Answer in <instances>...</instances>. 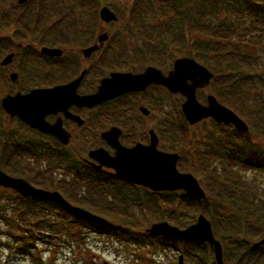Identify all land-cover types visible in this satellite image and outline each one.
<instances>
[{
	"label": "rangeland",
	"instance_id": "obj_1",
	"mask_svg": "<svg viewBox=\"0 0 264 264\" xmlns=\"http://www.w3.org/2000/svg\"><path fill=\"white\" fill-rule=\"evenodd\" d=\"M54 1L57 4L54 3L52 6L64 14L60 15L58 10L55 14L53 11V14H51L54 17L51 20L58 19L55 17L69 20L68 16L73 17V15L80 13L78 8L81 0ZM146 1L141 0L144 3ZM216 1L218 2V0ZM228 1L226 0V3ZM99 2L100 7L97 10V15L103 7L109 8L117 15L119 22L116 26H111L114 27L111 31L115 33L119 24L122 26L127 24V19L129 20L131 16L132 3H137V0H99ZM27 3H29V0ZM150 5L152 4L148 2L146 22L155 25L157 15L151 12ZM31 6L30 3L27 7H19L16 0H5L4 3L0 2V18L3 15L6 18H15ZM234 6V10H229L230 7L226 6L229 11H217L213 15L214 17L203 20L211 32L216 33L217 31V37H224L226 40L215 38L216 34L211 39L199 33L188 34H192L191 38L195 36L197 41L211 43L214 39L213 44L217 45L225 42V48L227 49L222 54L232 55L235 59L243 61L242 64L245 65L243 67L245 69L242 70L241 68V73L228 76L230 84H239V88L245 92L243 94L244 98L241 96L239 100L236 99L235 103H229L230 99L228 98L220 99L216 91L219 87V84H217L215 87L210 86L198 92V100L202 104L201 98L204 99L206 95L210 94L214 95L221 105L231 110L248 125V138L264 149V137L261 136L264 127H261L259 120L255 125H250L247 121L257 113L264 121V27L260 24L264 21V16L246 15L243 12H238L236 4ZM27 13L31 14L29 11ZM221 24L225 27L220 28L218 25ZM229 25H232V27H228ZM225 28L228 31L225 32ZM188 34L185 32V36ZM251 35L253 37H250ZM248 44L251 46H248ZM256 44L258 46H253ZM171 52L177 58L184 57L186 54V51L181 48L172 49ZM12 94H14V91L1 87L0 100L6 95ZM179 99V96L166 98L163 112L166 119L171 120L165 124L166 126L178 122L176 118L179 119V117L175 108H179V105H177V103L180 104ZM147 123L155 124L154 118L148 119ZM12 130L18 132L16 136L19 138L20 143L36 142V138H33L31 134L24 133L22 129L16 124L10 123L0 113V144L3 143L5 134ZM230 131L231 129L226 127L216 126L209 119L201 121L192 127L187 126L182 135L171 131L172 138L169 139L175 144L166 142L164 151L179 154L180 161L177 164V171L192 174L203 191V186L206 187V184L209 183L208 179L213 176L220 183L223 182L230 187L231 183L226 182L221 176L229 178L232 176L236 186L243 188V190L247 189L250 192H255L258 200L264 202V171L252 168L251 165L245 166L238 163V159L232 156L231 151L224 146L225 143L220 146L212 145L213 141L225 138L227 132L230 133ZM89 147L90 144L86 141L81 142L74 139L70 144L69 151L75 154L73 157L83 156L84 154L83 157L86 159V151ZM15 153L19 152H14L8 146L2 147L0 145V168L7 175L16 176L19 169L20 171L21 169H28L27 181L35 188H39L40 182L44 180L51 187L47 189L48 191H57L65 197L70 196L71 199L69 200L72 205L74 204L84 210H86L84 204H87L86 206L93 209L86 211L107 220L112 226H119L121 229H126L135 234H145V230L150 228L152 224L160 222H166L179 229H185L195 224L200 214L203 215L199 210H194L195 204L181 200L179 197L181 193L179 192L174 197L162 200L147 196L143 190L125 192L124 188L120 186L115 188L116 185H112L111 182L104 185H93L79 179L70 166L65 167V165L61 166L57 162L50 161L51 157L48 155L37 153L35 158H32L26 153L20 152L19 155H14ZM7 154H11L12 158H7ZM216 155L217 157H215ZM197 159L206 163L204 166L207 170L203 169V172H205L203 174L199 173L200 167L195 162ZM200 181L203 182L200 183ZM207 185L210 186L211 184ZM35 209L33 207L28 208L26 204L21 203L17 194L13 191L0 188V264H178L180 256L182 257L181 264H211L212 262V257L208 256L211 253L209 248L180 243L176 247H160L156 240L153 241L146 237H142L139 243H127L110 238L107 235L95 233L88 228L80 227L66 218L61 220L57 214H44L43 211L36 214ZM48 215L53 217H46ZM229 215L231 214L229 213ZM40 219L50 221L51 224L56 226L53 228L54 232L56 230V233H58L56 238L52 239L55 235L44 238L42 236L43 232L40 231V235L34 236L33 240H26L31 231L38 230L35 226L39 225ZM241 219L244 221L246 217L241 216ZM173 221L178 222L180 226H184L180 228L172 224ZM15 237L18 239L23 238L25 242L31 243L32 247L27 249V252L20 251L22 243L13 241ZM258 240L260 239H255L254 242ZM203 253H207L206 260ZM204 261L205 263H203Z\"/></svg>",
	"mask_w": 264,
	"mask_h": 264
},
{
	"label": "flooded vegetation",
	"instance_id": "obj_2",
	"mask_svg": "<svg viewBox=\"0 0 264 264\" xmlns=\"http://www.w3.org/2000/svg\"><path fill=\"white\" fill-rule=\"evenodd\" d=\"M148 2L152 4L150 5L151 12L157 15L155 25L146 22ZM26 4L18 6L22 7ZM173 6H166L164 0L132 3L130 19H127L125 26L119 24L115 33L111 31L114 28L111 26H116L119 19L109 8L115 15V20L108 23L100 18L96 20H48L46 21L48 36L28 34L34 32L33 27L36 20L6 18L3 15L0 18V89L4 87L14 91L12 95L27 94L34 90H53L65 87L81 77L75 90L76 96H91L97 94L102 81L111 78L112 75L137 76L153 68L166 76L172 70L174 61L184 58L193 59L196 63L205 66L197 59L195 36L193 39L192 34H188L197 33V23L194 17L196 4H190L189 14L186 6L181 2L175 4L174 7H177L175 14L166 13V7L172 8ZM172 15L176 17L180 15L182 20L173 19ZM71 24L75 25V28H70ZM50 31L61 32V36L52 34ZM185 32L189 37L185 36ZM42 48L59 50L60 53L48 56L41 52ZM180 48L186 51V54L184 57L177 58L171 51ZM89 49L92 51L86 53L85 51ZM9 55H12L11 61L2 65ZM210 86L214 87L212 83L208 87ZM202 90L204 89L196 91L197 99L198 92ZM175 96L180 98V104L177 103L179 108H175L177 116L180 117L179 109L184 100L182 96L172 95L163 86L154 84L148 85L141 91L125 92L103 104L97 103L92 107L80 106L73 97L70 100L71 105H68L66 109L52 108L51 113L44 118V122L54 127L56 132L63 131L68 135L69 141L66 145L51 134H43L30 128L18 117H10L0 105V113L10 123L16 124L24 133L36 138L35 143H20L16 136L18 132L12 130L5 134V139L0 145L8 146L14 152L20 150L32 158H35L37 153L48 155L51 157L50 161L57 162L61 166H70L72 170L79 169L89 179L92 174L89 171L84 173V169L93 170L100 175L117 177L112 169L106 167L94 169L93 166H98V162L89 158V153L98 149L105 151L109 157L115 156L116 150L101 138L102 134L116 129L119 132V145L125 149H132L136 145L149 146L150 132H152L157 140L156 150L166 153L164 151L166 142L173 144L175 142L169 139L172 136H165L164 125L171 120L166 119L163 109L166 98ZM181 99H183L182 102ZM152 117L155 120L153 125L147 123V120ZM230 129L231 132H237L231 127ZM228 133L225 138L228 137ZM74 139L90 144L86 151V159L83 157L84 154L83 156L76 154L77 157H73L75 154L69 151ZM19 153L14 155H19ZM28 173V169H21V171L19 169L16 176H9L27 181ZM117 179L130 183L119 177ZM211 252L213 254L212 248Z\"/></svg>",
	"mask_w": 264,
	"mask_h": 264
},
{
	"label": "water",
	"instance_id": "obj_3",
	"mask_svg": "<svg viewBox=\"0 0 264 264\" xmlns=\"http://www.w3.org/2000/svg\"><path fill=\"white\" fill-rule=\"evenodd\" d=\"M26 1L16 0L18 5H23ZM99 17L107 23L115 20V15L105 7L100 10ZM91 51L92 49H89L85 52L90 53ZM41 52L48 56L60 53L59 50L47 48H42ZM11 59L12 55L7 56L2 65L8 64ZM212 78L213 74L205 67L193 59L184 58L174 61L172 70L166 76L153 68L137 76L112 75L111 78L104 79L97 94L91 96H76L75 90L81 80L80 77L68 86L53 90H34L27 94L7 95L1 99L0 105L10 117H18L30 128L43 134H51L66 145L69 141L68 135L63 131L56 132L54 127L44 122L45 116L51 113L50 109L61 107L66 109L68 105H71L70 100L73 97L80 106L92 107L97 103L103 104L125 92L141 91L148 85L154 84L163 86L172 95L182 96L184 102L180 109L188 125L193 126L210 118L217 124L232 126L237 131H248L247 125L232 111L219 104L214 96H207L206 105H201L197 101L196 91L208 87ZM141 111L147 113L145 110ZM150 134L149 146L136 145L132 149H125L119 145L118 130L111 129L102 134L101 138L116 150L115 156H107L102 149L90 152L89 158L98 162V166H93V168L96 170L101 167L112 169L117 177L154 193L182 191L196 200H205V193L198 181L191 174H181L177 171L178 156L157 151L156 137L152 132ZM0 188L12 190L21 198L53 203L77 220L95 225L107 224L103 218L70 205L59 193L36 189L25 180L8 176L1 170ZM146 234L166 240L209 244L213 248L215 264H224L221 245L214 239L210 223L202 215L198 216L195 224L184 230L162 222L151 225L146 230ZM262 245H264V239L254 244L253 247ZM181 261L182 257L179 258V264Z\"/></svg>",
	"mask_w": 264,
	"mask_h": 264
},
{
	"label": "trees",
	"instance_id": "obj_4",
	"mask_svg": "<svg viewBox=\"0 0 264 264\" xmlns=\"http://www.w3.org/2000/svg\"><path fill=\"white\" fill-rule=\"evenodd\" d=\"M0 2L4 3L5 0H0ZM137 2H141V0H137ZM178 2H181L182 5L186 6L185 8H187L188 14H189V9H191L190 4L191 3L196 4L194 17L197 23V32L199 34H203L209 39L214 38L213 37L214 34H216L215 38H220V37H217V33H218L217 31L216 33L211 32L210 28L206 25V23L203 20L214 17L213 15L217 13V11L227 10L226 6L230 7L229 10H234L235 7L234 5L236 4L238 7V12H243L246 15H250V16L253 15L264 16V0H229L227 3L226 0L224 1L218 0L219 3L216 0H164L166 6L167 5L175 6V4ZM30 3L32 4L31 8L29 7V9L23 11L21 15H18L15 18L36 20L33 27L34 32H29L28 34H38V35L48 36L47 34L49 33V30H47L46 21L51 20L54 17L52 16L53 11L56 14L58 9L52 6L56 2L55 1L53 2V0H33V1L29 0V3H27V5ZM99 4H100L99 0H81V3L78 8L80 13L77 15H73V17L70 15L68 16V18L69 20H74V19L96 20L98 18L97 10L100 6ZM174 6L172 8L166 7V13L171 12L175 14L176 13L175 9H177V7ZM28 11L31 14H28L27 13ZM58 13L60 15L64 14L61 11H59ZM188 14H186L187 17ZM55 18L63 19L60 17H55ZM172 18L173 19L177 18V20H182V17L180 15H178L177 17L175 15H172ZM261 24L262 27H264V21L261 22ZM72 25L73 24H71L70 28H75V25L73 26ZM219 27L222 28L225 27V25L221 24ZM228 27H232V25H229ZM226 31H228L227 28H225V32ZM50 32H52V34L54 33L59 34L58 36H61V32L58 31H50ZM250 37L253 36L251 35ZM220 39L226 40V38L224 37ZM213 41L214 39H212L211 43H208L206 41L196 40V51L198 55L197 59L200 62H202L205 66H207V68L215 74V79L213 84L214 83H215L214 85L219 84V87H217L216 90L219 98L220 99L228 98L230 99L229 103H235L236 99L239 100L241 96L242 98H244L243 94H245V92H243L241 88H239V84L237 83L230 84L228 75H234V74L236 75L241 73V68L242 70L245 69L243 68L245 67V65L242 64L243 62L242 60L235 59L234 57H232V55L222 54L223 52H225V49H227L225 48V42L221 43V45L220 44L217 45V44H213ZM167 45L168 44L166 43V46ZM248 46L251 45L248 44ZM253 46H258V45L256 44ZM210 55L213 56L209 58ZM176 119L178 120V122L173 123L174 125L173 124H167V126L164 125L163 130L165 131V136L167 135V137H170L172 135L171 131H174L182 135L183 134L182 132L186 130L187 126L184 123L183 119L181 117H179V119L178 118ZM258 120L261 124V127L262 126L264 127V121L260 117V114L258 113L247 119L250 125L257 124ZM262 134L264 135V132H262ZM263 135L261 136L264 137ZM248 137H249V132L245 133V132L230 131V133H228L227 138H223L218 141H213L212 145L220 146L223 143H225L224 146H227L229 151H231L230 154L238 159L237 160L238 163L245 166L251 165L252 168H258L264 171V149L258 146V144L256 145L255 142H252ZM6 157L12 158L11 154H7ZM195 162L200 167L199 173L200 174L205 173L203 172V169H206V167L204 166L206 164L205 161L203 160L199 161L197 159V161ZM73 170H76V172L74 173H76L78 176L80 177L85 176L84 174H82L83 171H80L79 169H73ZM86 171L87 172L89 171L92 174V177H90V180L88 181L93 185H99V184L104 185L106 183L111 182L112 185H116L115 188H119V186L121 188H124L125 192L138 191V188L136 186H133L130 183L122 182L119 179H117V177L115 176L100 175L93 170L84 169V173ZM221 177H223V179H225L226 182L231 183L230 187L227 184L225 185L223 182L220 183L218 179L217 178L215 179V176H213L211 179H208L209 183H207L211 185L208 186L206 184V187L203 186L204 193L206 196L205 200H200V201L195 200L194 198L184 195L183 193H181L179 197L184 202H190L192 204H195L194 210L197 209L200 212H202V214L210 221L214 237L218 239L223 246V261L225 264H264V246L258 249H254L251 247V243H253L255 239L257 240L264 237V202H262V200L261 202L258 200V197L255 195V192H250L247 189L243 190V188L236 186L234 183L235 180L233 179L232 176H230L231 179L227 176H221ZM202 178L206 180L204 177ZM201 182L203 181H200V183ZM39 188L48 189L51 187L48 186V182H45L43 180V182H40ZM145 192L147 193L148 196H150L153 199L160 198L162 200H166L169 197L175 196V194H153L147 191ZM68 197L65 198L68 202L71 203V201L69 200L71 198L70 196ZM18 199L20 200L21 203L26 204L28 208L29 207L30 208L33 207L34 209L36 208L37 210L35 209L34 211L36 212V214L37 212L41 213L42 211L44 212V214H52V215L57 214L61 220H63V218H66L72 221L73 224H77L80 227L88 228L91 231L93 230L94 232H97L99 234H106L110 238H114L127 243L130 242L139 243L141 242L140 239L142 237H146L153 241L156 240L160 247L171 248V247H176L178 244L177 242L166 241L161 238H152L144 234H135L131 231H127L126 229H121L119 227L112 226L110 223L103 226V225H94L88 222L79 221L72 218L69 214L64 212L57 205L45 201L22 199L19 196ZM75 203L77 204L78 202ZM78 205L80 206V204ZM86 205L87 204H84L85 206L84 208H86V210L91 211L89 209H93ZM94 213L99 214L96 212ZM229 213L231 215H229ZM241 216H245L246 220L243 221L241 219ZM46 217L51 218L53 216L48 215ZM38 223L39 225H36L35 228L38 229L39 231L38 230L31 231L30 234L27 236L26 240L28 241L33 240L32 238H34V236L40 235L39 233L40 231L43 232L42 236L44 238H47L48 236L52 237L53 235H55V237L53 236L52 239L56 238V235L58 233H56V230L55 232L53 230V228H55L56 226L51 224L50 221L44 219H40ZM41 223L44 226L40 225ZM172 224L180 228L184 226V225L180 226L178 222H174V221L172 222ZM13 241L22 243V247H20L21 248L20 251L27 252L28 251L27 249L32 247V244L25 242L23 238L18 239L17 237H15ZM184 245H196L198 247L208 248L206 245L198 244V243H189ZM203 254H204L203 257L206 260L207 253H203ZM208 256L212 257V253H210V255ZM203 263H205V261Z\"/></svg>",
	"mask_w": 264,
	"mask_h": 264
}]
</instances>
